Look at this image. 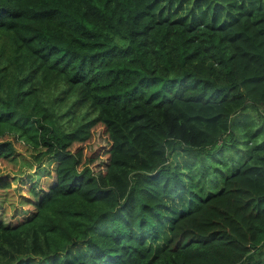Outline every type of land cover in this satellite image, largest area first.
<instances>
[{"label":"trees","instance_id":"16d2710c","mask_svg":"<svg viewBox=\"0 0 264 264\" xmlns=\"http://www.w3.org/2000/svg\"><path fill=\"white\" fill-rule=\"evenodd\" d=\"M5 165L0 264H264V0H0Z\"/></svg>","mask_w":264,"mask_h":264},{"label":"rangeland","instance_id":"374dc122","mask_svg":"<svg viewBox=\"0 0 264 264\" xmlns=\"http://www.w3.org/2000/svg\"><path fill=\"white\" fill-rule=\"evenodd\" d=\"M10 174H17L14 172V168L12 166H8V165H5V166H0V176L1 178H4L5 175H10ZM15 184V182H14Z\"/></svg>","mask_w":264,"mask_h":264}]
</instances>
